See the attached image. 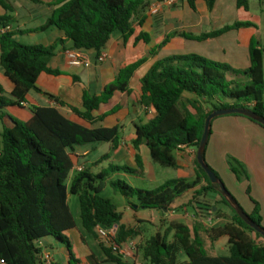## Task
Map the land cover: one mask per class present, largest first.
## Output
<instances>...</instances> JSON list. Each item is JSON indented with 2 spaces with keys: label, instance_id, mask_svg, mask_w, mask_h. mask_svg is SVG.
<instances>
[{
  "label": "trees",
  "instance_id": "obj_1",
  "mask_svg": "<svg viewBox=\"0 0 264 264\" xmlns=\"http://www.w3.org/2000/svg\"><path fill=\"white\" fill-rule=\"evenodd\" d=\"M28 1L38 3V0ZM151 1L54 0L50 5L53 11L45 24L26 33H41L55 27L63 33L64 39H58L51 46H42L21 44L15 39L14 32L0 36V68L13 85L10 98L4 96L0 86V122L3 123L0 137V264H45L41 258V241L49 237L65 245L69 264H80L65 236L76 227L67 203L68 194L77 196L81 226L99 242L106 257L100 262L91 256L90 264H128L100 242L97 233V228L114 229L115 241L119 244L135 240L140 234L137 228L121 224L123 213L111 200L101 196L107 178L118 172L142 175L143 162L138 154L141 146L148 149L154 163L163 168H177L174 153L186 148L197 150L205 120L214 111L249 109L264 118V41L256 37L250 39V64L244 71L197 54L164 58L141 79L140 103L151 108L155 116L146 124L135 127V139L131 144L136 152V168L110 165L98 174L83 169L67 186L74 168L71 158L74 148L96 143L111 144L116 148L119 129L82 126L63 116L55 107H32L31 118L26 122L17 121L3 110L21 107L32 91L43 94L60 107L69 108L90 125L101 124L126 109L130 80L144 59L122 68L99 95L84 92L80 109L42 93L36 86L37 79L40 74H60L51 70L48 62L67 41L77 51H94L96 58L113 34L119 33L127 42L133 35V21L143 19ZM185 1L193 11L196 10L197 0ZM202 1L211 10L218 0ZM0 6L6 12L13 11L8 0H0ZM262 6L264 8V0ZM236 7L248 11L249 1L236 0ZM9 22L7 17L0 18L2 27ZM252 27L254 25L250 22H236L209 33L198 36L182 34V37L204 42ZM139 38L147 42L146 35ZM228 75L233 78L228 79ZM118 93L122 95L121 99L112 105L111 101ZM248 120L264 129L257 122ZM194 164L196 177L192 182L172 179L153 190L134 188L121 180L109 183L122 196L136 198L138 208L159 213L160 222H164L165 213L174 210L178 199L190 194L187 203L179 209L191 208L199 220L189 228L170 219L168 232H157L145 243H140L137 257L145 264H264V239L237 216L221 196L219 187L211 184L196 158ZM227 165L236 180L248 178L241 164L237 163V167L227 161ZM212 196L219 197L220 201L216 203L229 208L233 216L221 226L205 227L201 221L220 212L218 209L214 212L215 206L209 205L208 199ZM250 199L254 210L249 217L261 226L258 204ZM169 233H173L171 242L167 240ZM256 238L263 239V242L258 243ZM222 239L227 240L228 256L209 254L204 241L216 243ZM180 251L185 257L182 262L178 259Z\"/></svg>",
  "mask_w": 264,
  "mask_h": 264
},
{
  "label": "crops",
  "instance_id": "obj_2",
  "mask_svg": "<svg viewBox=\"0 0 264 264\" xmlns=\"http://www.w3.org/2000/svg\"><path fill=\"white\" fill-rule=\"evenodd\" d=\"M53 1L54 0H38V3H33L30 1L26 2L24 0H8L13 11L6 12L0 6V18H9L10 22L7 24V27L10 32L15 33V39L18 42L26 45L51 46L58 39H64L63 33L57 28L51 27L41 33L26 32L35 30L45 24L53 11V8L50 6ZM159 1L160 0H152L150 6L158 3ZM262 2L263 0H259L258 3L260 12H264ZM195 8L196 10L193 11L185 0H179L175 6H164L158 15L152 16L146 11L142 20L136 19L133 21V35L127 40V42H124L119 33L112 35L110 41L100 53V56L104 58L102 62L97 60L94 51H86L83 52V55L88 59L87 64L83 66H72L66 55L68 50H74L72 43L69 41L64 44L63 49L59 48L56 55L49 60L48 67L51 70L59 71L60 74H40L37 79V88L41 90L42 93L51 95L63 101L67 105L80 109L82 106V96L84 92H87L92 96L99 95L107 85L111 84L115 80L118 72L122 68L144 59V63L136 70L130 80V96L127 98V108L120 111L115 116L108 118L105 122L90 125L79 119L69 108L60 107L43 94L33 91L27 95L26 102L21 107L6 108L14 109L17 110V112H20L19 114L23 116L25 119L24 121L18 120V118L5 111L6 109L3 110L5 114L10 115L17 121L26 122L31 118L30 109L32 107H55L63 116L82 126L88 128L117 127L119 129L120 138L117 147L114 148L111 144H108L109 149L105 153L96 152L93 155V153L99 149L100 145H98V143L76 146L74 148L71 158L74 163L72 171L75 172L68 180V187L73 177L78 173L79 168L89 170L92 174H98L107 169L110 165H127L129 167L136 168V152L132 148L131 144L135 139V127L137 125L146 124L149 119L155 116V113L151 108H147L140 103L142 96L141 79L156 62L173 56H183L189 54L200 55V52L198 51L202 48L193 44H209V42L218 41L219 39L227 37L232 41L226 42V44L220 45L218 48H214V51L212 52H222L223 55L227 56L229 59L232 58L231 61L235 63L247 62L250 39L252 37H256L255 34H249L244 38L240 37L241 32L247 28L231 31L219 38L204 42L190 41L182 37V34L198 36L200 34L216 31L224 26L236 23L231 22L228 24L226 22L227 19H225V16L228 15L229 12H232V10H243L236 7V0H218L211 10H208L206 4L202 0H197L195 2ZM250 23L254 25L252 28H258V22L256 20L250 21ZM13 25L14 27H12ZM208 27H210V30H204V28ZM1 28L2 26L0 25V29ZM36 35L38 37L35 38ZM140 35H146L147 42L140 40ZM136 39H139V41H136ZM248 67L249 64L244 69H247ZM0 86L4 91V96L10 98L13 85L8 78L4 76L1 68ZM121 96L122 95L118 93L111 101V104H117L120 101ZM205 110H208L207 107ZM103 111L104 108H102V112ZM95 115H97V113H95ZM234 117L235 118L232 119H223L218 123V127L220 129L218 130V134H216L213 145L210 149L209 165L211 167H215L217 163V159L215 158L217 144L222 143L223 145H228L227 141H231L235 138V134L232 130L237 126H243L245 130H248L249 133L254 135L255 139H258L256 142H253L251 139L244 142L245 147L243 149V158L248 168L255 175L261 191L264 192V162L262 160L264 156V131L262 130L264 129H261L259 126L250 121L240 119L242 118L241 116ZM2 130L3 123L0 122V137ZM138 154L143 162V174L139 177L147 180L150 184L156 183L157 186H154V189L160 187L168 180L185 179L188 182H192L196 177V167L194 164L196 152L192 148L181 149L174 153L177 168L168 169H174L177 171L176 178H168L164 175L163 171L158 169L161 166L151 160L149 151L145 146L140 147ZM218 159L220 161L223 160L221 157ZM104 165H106V167ZM119 173L120 172L111 174L106 181H114V177L116 175L120 176ZM262 220L264 222V210L262 211ZM121 224L126 225L123 221ZM70 232H67L65 236L69 235ZM80 240L82 245L85 244V241L81 238V236ZM53 244L59 243L51 237L41 241L43 253L45 255H49L53 261L52 263L54 264H61L59 261L63 264H69V255L67 250L64 254L62 253V250L58 248L57 254L60 260L58 261L55 259V256L52 252H50V249H53ZM91 256L95 257L100 262H104L106 260L105 256L103 259H100L94 253L86 250L81 253V257L74 255L80 264H90L89 259Z\"/></svg>",
  "mask_w": 264,
  "mask_h": 264
},
{
  "label": "rangeland",
  "instance_id": "obj_3",
  "mask_svg": "<svg viewBox=\"0 0 264 264\" xmlns=\"http://www.w3.org/2000/svg\"><path fill=\"white\" fill-rule=\"evenodd\" d=\"M24 1L28 2V0H24ZM248 1L250 5L249 11L246 12L243 10L241 11L232 10V12H229L228 15L225 16V19H227L226 22L229 24L231 22H237V21L250 22L256 20L258 22V28L256 29L247 28L246 30L241 32L240 37L244 38L249 34H255L258 40L264 41V12H260L258 6L259 0H248ZM12 27H14V25ZM204 30H210V27L204 28ZM36 37L38 36L36 35L35 38ZM231 41L232 40L228 39L227 37L224 39H219L218 41L209 42V44L197 43L193 45H197V47L202 48L200 51H198L200 52V56L212 60L214 62L227 64L234 70L244 71L246 70L244 68H246L248 64H250L249 56H247L246 63H235L231 61L232 58L229 59L227 56L223 55L222 52L220 53L212 52L214 51V48H218L220 45H224L226 44V42H231ZM227 77L228 79L233 78L231 75H228ZM263 99H264V95H263ZM5 111H7L12 116L18 118V120L20 121L25 120L23 116L19 114L20 112H17V110L6 109ZM232 118L235 117L233 115H228V116L215 118L212 121L211 136L208 142L207 149L205 151V159L208 165L210 160V149L213 145L215 136L216 134H218V130L220 129L218 127V123L223 119H232ZM240 119H245L249 121L245 117H242ZM232 132L235 134V138L231 141H227L228 145H223L222 143L217 144L216 157H215L217 159V163L215 167H211L210 165L209 166L213 169V171L216 173L219 179L223 182L226 189L235 198L239 206L248 215L251 214L254 210V204L250 198H252L253 201L257 202L259 207V215L261 216L262 219V211L264 210V198H263L264 192L261 191V188L257 183V179L255 175L248 168L243 158V149L245 147L244 142L248 139H251L253 140V142H256L258 139H255L254 135L249 133L248 130H245L243 126H237L235 129L232 130ZM98 145H100L99 149H97V151H95L93 155L96 152L105 153L109 149L108 144H98ZM220 157L223 160L220 161L218 159ZM262 160L264 162V156ZM227 161H231V163H234L235 166H237V163L241 164L246 169L248 178L243 177L239 181L236 180L234 174L229 170ZM104 166L106 167V165ZM158 169L163 171L164 175L168 178H176L177 176V171L174 169H168L163 167H160ZM74 172L75 171L71 172L70 178L73 176ZM119 175L120 176L116 175L114 177V180H121L134 188H138L141 190H153L154 186H157L156 183L150 184L147 180L140 178L139 176L125 174L123 172H120ZM109 183L110 182L108 181L105 182V185L101 192V196L111 200L117 207L118 211L123 213L122 221L124 224H126L129 227L133 226L134 228L138 229L140 234L139 237L135 239L136 243L138 244L145 243L146 240H148L151 236L155 235L157 232H160L161 234L168 232L167 231L168 223L170 219L177 220L178 222L188 226L189 228L193 226V223L195 221L199 220L198 217L195 216V212L191 208L179 209V207L187 203L190 194L185 195L184 197L178 199L174 205V210L168 214H165V216L163 217L164 222H160L161 217L159 213H157L154 210H146V209L138 208V204H137L138 202L136 198H126L122 196L120 193L115 192L110 187ZM208 200H209L208 201L209 205L215 206L214 212L217 211V209L220 212L216 216H208L205 220H202L201 222L205 227L221 226L233 216L232 211L229 208H227L223 204L216 203V201H220L219 197L212 196ZM67 203L76 225L74 231L70 232L69 235H66L69 238L73 254L77 257L79 256L81 257V253L84 250H86L94 253L98 258L103 259L104 254L102 253L98 242L90 234H88L81 226L80 208H79V202L77 196L68 194ZM261 226L264 228L263 220H261ZM80 236L85 241V244L83 245L80 240ZM252 237L255 238V235L252 234ZM167 240L168 242H171L173 240V233L168 234ZM99 241L101 242L100 239ZM256 241L258 243H262L263 239L256 238ZM204 243L206 250L209 254H212L214 256H228L229 254L228 244L226 239H222L216 243H210L208 240H205ZM58 248L62 250V253L64 254L66 253V247L64 244H53V249H50V252H52V254L55 256V259L59 261L60 259L57 254ZM178 259L180 262L185 260L183 252L181 251L179 252ZM59 262L63 264L61 261ZM125 262L129 264H134L135 262H140L142 264H145L143 261H141L139 257L135 259V262L131 259ZM105 264H114V263L106 262Z\"/></svg>",
  "mask_w": 264,
  "mask_h": 264
},
{
  "label": "water",
  "instance_id": "obj_4",
  "mask_svg": "<svg viewBox=\"0 0 264 264\" xmlns=\"http://www.w3.org/2000/svg\"><path fill=\"white\" fill-rule=\"evenodd\" d=\"M228 115H240L245 118L251 119L258 124L264 127V118L258 116L256 113L249 109H222L218 111L212 112L207 116L205 120L203 134L196 150V160L197 163L202 167L205 171L207 177L209 178L211 184L217 185L219 187L221 196L227 201V203L231 206V208L235 211L237 216L251 229H253L256 233H258L264 239V228L260 225H257L255 222L250 219L249 215L239 206V204L234 200L231 194L226 189L225 185L222 181L215 175V173L206 165L205 162V151L208 145V140L210 137V130L212 121L215 118L228 116Z\"/></svg>",
  "mask_w": 264,
  "mask_h": 264
},
{
  "label": "built area",
  "instance_id": "obj_5",
  "mask_svg": "<svg viewBox=\"0 0 264 264\" xmlns=\"http://www.w3.org/2000/svg\"><path fill=\"white\" fill-rule=\"evenodd\" d=\"M179 0H162L158 3L150 6L148 13L152 16L158 15L161 11V9L164 6H175L178 3ZM10 32L9 28L7 26L2 27L0 29V36ZM67 58L72 66H83L87 64L88 59L83 55L82 51L77 50H68L66 52ZM99 62H102L104 60L103 57L99 56L97 58ZM83 169L79 168L78 172H81ZM97 233L99 236V239L101 242L107 247L110 248L113 253L121 258L123 261H128L129 259L133 260L135 262V259L137 258L138 253V246L139 244L136 243L134 240H130L126 243L119 244L115 241V230L114 229H103V228H97ZM42 252L41 258L44 261L45 264H51L52 259H50L49 255H45ZM134 264H142L140 262H135Z\"/></svg>",
  "mask_w": 264,
  "mask_h": 264
}]
</instances>
